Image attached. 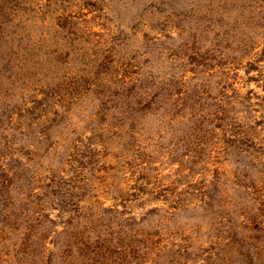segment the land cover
Masks as SVG:
<instances>
[{
    "label": "rangeland",
    "instance_id": "1",
    "mask_svg": "<svg viewBox=\"0 0 264 264\" xmlns=\"http://www.w3.org/2000/svg\"><path fill=\"white\" fill-rule=\"evenodd\" d=\"M0 264H264V0H0Z\"/></svg>",
    "mask_w": 264,
    "mask_h": 264
}]
</instances>
